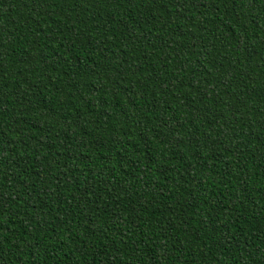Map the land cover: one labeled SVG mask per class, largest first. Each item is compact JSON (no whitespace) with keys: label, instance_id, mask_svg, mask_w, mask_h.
Returning <instances> with one entry per match:
<instances>
[{"label":"trees","instance_id":"16d2710c","mask_svg":"<svg viewBox=\"0 0 264 264\" xmlns=\"http://www.w3.org/2000/svg\"><path fill=\"white\" fill-rule=\"evenodd\" d=\"M0 264H264V0H0Z\"/></svg>","mask_w":264,"mask_h":264}]
</instances>
